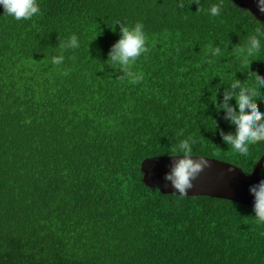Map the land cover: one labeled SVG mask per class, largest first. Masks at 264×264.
I'll use <instances>...</instances> for the list:
<instances>
[{
    "label": "trees",
    "instance_id": "obj_1",
    "mask_svg": "<svg viewBox=\"0 0 264 264\" xmlns=\"http://www.w3.org/2000/svg\"><path fill=\"white\" fill-rule=\"evenodd\" d=\"M37 3L29 20L0 8V264H264L253 205L162 192L140 168L191 137V156L254 171L264 143L247 157L225 144L235 127L217 105L236 79L260 95L264 20L233 0ZM118 21L144 26L137 84L109 60ZM73 35L80 46L63 48Z\"/></svg>",
    "mask_w": 264,
    "mask_h": 264
},
{
    "label": "clouds",
    "instance_id": "obj_2",
    "mask_svg": "<svg viewBox=\"0 0 264 264\" xmlns=\"http://www.w3.org/2000/svg\"><path fill=\"white\" fill-rule=\"evenodd\" d=\"M257 10L264 15V0H255ZM0 8L3 9V14L12 17L13 19L29 20L40 12L37 0H0ZM221 5H212L209 9V14L213 17L221 14ZM120 26V37L112 45L109 52V60L113 65H118L125 70L123 79H128L132 84H137L143 79L142 73H137L131 70V65L143 53L147 52L146 35L142 23H135L131 26H125L121 22H116ZM262 33L258 30V36ZM79 41L77 36L73 35L67 40L62 47L67 49L78 48ZM261 48L260 39L253 36L249 40L247 49L248 56H252L254 52ZM213 56H220L221 49L216 47L211 50ZM64 61L63 55L52 57L51 63L60 65ZM230 88L238 91H230L224 95V103L217 105V108H223L225 118L234 125L233 133L221 132L222 140L225 144L230 145L240 156L247 157L251 145L264 143V112L258 109L255 103L260 95L261 87H264V79L257 76V88L260 95H256L247 87H242L239 80H235L229 84ZM235 99L236 107L230 106L227 101ZM215 126V124H214ZM197 143L195 138L183 140L176 150V154L171 157L169 171L164 174V180L170 182L173 192L179 197H184L188 194V189L193 187L192 181L205 168L209 167V161L206 158H193L190 155L193 151V146ZM182 153V154H180ZM250 194L254 198L253 212L258 223L264 224V179H261L257 184L249 189Z\"/></svg>",
    "mask_w": 264,
    "mask_h": 264
},
{
    "label": "water",
    "instance_id": "obj_3",
    "mask_svg": "<svg viewBox=\"0 0 264 264\" xmlns=\"http://www.w3.org/2000/svg\"><path fill=\"white\" fill-rule=\"evenodd\" d=\"M240 6L248 8L258 19L264 20L256 7L255 0H233ZM193 158H200L193 156ZM205 158V157H203ZM171 156H157L141 161L142 180L149 186H155L162 192H173L170 182L164 180V174L169 171L172 162ZM209 167L205 168L192 181L193 187L188 189L187 195H209L220 198H228L241 203L253 205L254 198L250 194V187L259 182L258 170L264 160V154L259 159L251 174L243 171L227 162L206 158Z\"/></svg>",
    "mask_w": 264,
    "mask_h": 264
}]
</instances>
